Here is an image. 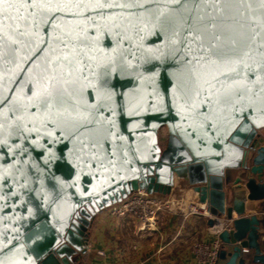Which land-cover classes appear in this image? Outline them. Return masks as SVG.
Masks as SVG:
<instances>
[{"label":"water","instance_id":"1","mask_svg":"<svg viewBox=\"0 0 264 264\" xmlns=\"http://www.w3.org/2000/svg\"><path fill=\"white\" fill-rule=\"evenodd\" d=\"M262 130L264 0H0V264H77L184 183L238 218L218 264H264Z\"/></svg>","mask_w":264,"mask_h":264},{"label":"crops","instance_id":"2","mask_svg":"<svg viewBox=\"0 0 264 264\" xmlns=\"http://www.w3.org/2000/svg\"><path fill=\"white\" fill-rule=\"evenodd\" d=\"M184 192L189 197L193 196L191 190L184 189ZM247 213L257 214L262 216L260 219H264V201L247 203ZM114 222L121 224V228L118 227L120 230H116L120 235L117 239L104 237L105 231L113 227ZM130 222L127 219L117 220L111 217L109 212L99 217L92 230L89 252L77 264H202L194 253L197 245L220 249L217 236L211 234L208 224L199 218L183 221L165 215L151 231H142L138 225H131ZM163 229H167L166 235L161 233L160 230ZM128 231L134 236L125 240L122 234ZM156 234L163 235L164 238L160 240L155 237ZM95 250L101 251L102 254H94ZM207 259L205 258V261Z\"/></svg>","mask_w":264,"mask_h":264},{"label":"built area","instance_id":"3","mask_svg":"<svg viewBox=\"0 0 264 264\" xmlns=\"http://www.w3.org/2000/svg\"><path fill=\"white\" fill-rule=\"evenodd\" d=\"M176 187L168 196L148 195L144 191L138 190L127 200L108 212L110 216L114 218H129L133 220L142 231H151L156 226L158 219L165 215H171L176 218L182 217L185 220L199 218L208 224V221L213 219V217L208 213L207 206L199 203L194 194L192 197H189L180 185L178 189H176ZM186 202L188 207L186 206ZM247 215L254 214L247 213ZM237 219L238 218H235L232 221L222 220L215 224L214 227L208 228L211 234L217 236V243L220 248L221 244L218 240L219 235L224 231L229 232L231 235L235 234L236 230L234 223ZM220 224L222 225L220 226ZM219 251L220 249L216 247L211 249L201 244L195 247V254L202 264H218L220 262L218 258ZM98 253L102 254L101 251H98ZM205 258H208L207 261H205Z\"/></svg>","mask_w":264,"mask_h":264},{"label":"rangeland","instance_id":"4","mask_svg":"<svg viewBox=\"0 0 264 264\" xmlns=\"http://www.w3.org/2000/svg\"><path fill=\"white\" fill-rule=\"evenodd\" d=\"M167 135H168V130L166 129V128H162L161 130H160V136L164 139V138H166L167 137ZM178 187H179V184H177V187H176V189H178ZM115 219H117V220H119V219H121V218H115ZM125 219H127L128 221H131L130 223H131V225L134 223V224H136V222H134L133 220H130L129 218H125ZM122 220V219H121ZM160 219H158V221H159ZM178 220H183V221H185V219L184 218H182V217H178ZM157 221V222H158ZM137 225V224H136ZM118 227H120L121 228V224L120 223H116V222H114L113 223V227H111V228H109V229H107L108 231H105V234L103 235L104 237H108V238H116L117 239V236H119L120 235V232H118V233H116V230H120V228L118 229ZM163 228H165V225H163L162 226ZM160 229H162L161 227H160ZM167 230V229H166ZM166 230H160L161 231V233L163 234V235H166L167 234V231ZM154 231H157V229L155 230L154 229ZM123 236V238L126 240V239H130L132 236H134V234L132 233V232H130V231H128V232H124L123 234H122ZM163 235L161 236V235H158V234H156V238H160V240L162 239V237H163ZM135 236H137V235H135ZM164 238V237H163ZM193 252V251H192ZM93 253L95 254V253H98V250H95V251H93ZM194 253H195V248H194ZM99 254V253H98Z\"/></svg>","mask_w":264,"mask_h":264},{"label":"flooded vegetation","instance_id":"5","mask_svg":"<svg viewBox=\"0 0 264 264\" xmlns=\"http://www.w3.org/2000/svg\"><path fill=\"white\" fill-rule=\"evenodd\" d=\"M260 136H261V138L259 139V146L261 145V143H262V141H263V139H264V130H262V131L260 132ZM261 139H262V140H261ZM180 186H181L182 189H188V188L186 187L185 183H184V185H183V184H180ZM188 190H189V189H188Z\"/></svg>","mask_w":264,"mask_h":264},{"label":"bare ground","instance_id":"6","mask_svg":"<svg viewBox=\"0 0 264 264\" xmlns=\"http://www.w3.org/2000/svg\"><path fill=\"white\" fill-rule=\"evenodd\" d=\"M189 198V197H188ZM186 206L188 207V205H187V202H186ZM257 215V214H256ZM257 217H259V218H262V216H258L257 215ZM219 225V224H218ZM222 224H220V226H221Z\"/></svg>","mask_w":264,"mask_h":264},{"label":"trees","instance_id":"7","mask_svg":"<svg viewBox=\"0 0 264 264\" xmlns=\"http://www.w3.org/2000/svg\"><path fill=\"white\" fill-rule=\"evenodd\" d=\"M84 257V256H83Z\"/></svg>","mask_w":264,"mask_h":264}]
</instances>
